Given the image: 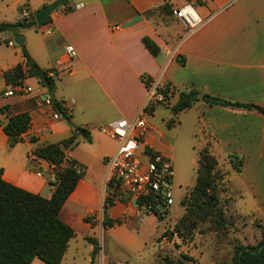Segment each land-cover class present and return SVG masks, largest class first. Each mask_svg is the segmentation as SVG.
<instances>
[{"label": "crops", "instance_id": "crops-1", "mask_svg": "<svg viewBox=\"0 0 264 264\" xmlns=\"http://www.w3.org/2000/svg\"><path fill=\"white\" fill-rule=\"evenodd\" d=\"M51 1L0 0V21L20 19L23 12L19 8L24 4L30 13ZM187 1L70 0L55 9L51 19L40 28L21 29L22 44L32 58L44 70L57 73L52 91L37 76H27L23 83L32 86V90L5 94L9 85L4 71L25 62V57L22 44L14 41L15 35L0 31L3 35L0 37V169L4 179L50 197L55 167L34 153L31 156L36 145L31 138H37L38 142H58L78 132V127L87 132L86 137L78 132V144L66 149L67 156L83 166V175L60 213L75 229L63 259L76 235L95 238L102 247L111 229L125 223L137 224L144 215L134 202L115 199L108 208V216L123 221L104 225L105 162L118 142L98 128L118 118H133L138 113L146 96L142 75L160 78L165 85H171L177 99L181 89L199 90L202 98L189 109H194L199 117V125L203 126L201 134L210 135L215 155L236 152L244 156L242 173L248 163H253V158H258V162L264 158V113L255 108L264 107V0H203L202 3L191 0L194 6L199 4L197 10L205 22L189 35L182 20L173 13L174 8ZM77 3L81 5L66 9ZM165 4L167 7H163ZM148 10L152 11L147 13ZM8 12L12 15L10 21L5 19ZM144 36L160 46L159 57L146 48ZM69 44L77 51L74 58L67 52ZM51 92H54L53 100L65 107L66 114L62 113L60 118H53L44 104ZM204 94L251 106L209 104L203 99ZM19 112L30 114L31 125L22 134V140L10 147L1 120ZM151 123L153 127L144 136L141 147L168 155L175 150L176 138L162 126ZM172 125L174 122L171 125L167 122L168 127ZM254 166L255 176L263 181L264 165ZM234 189L238 192L235 184ZM254 195L264 205V189ZM95 256L97 264L115 261L105 250L102 253L101 248Z\"/></svg>", "mask_w": 264, "mask_h": 264}, {"label": "trees", "instance_id": "trees-1", "mask_svg": "<svg viewBox=\"0 0 264 264\" xmlns=\"http://www.w3.org/2000/svg\"><path fill=\"white\" fill-rule=\"evenodd\" d=\"M69 1H65L62 5H66ZM197 1L203 2V0ZM163 7H167V4ZM19 9L20 12H24L28 6L24 4ZM66 9L69 10L70 7ZM151 11L148 10L147 13ZM50 19L51 16L44 23ZM28 27H41L34 18V12L28 13V16H22L15 22L0 21V31H10L14 35L21 29ZM142 41L152 55L159 57L161 48L151 37L144 36ZM21 46L25 62H19L4 71V78L8 85L21 84L27 76H37L39 72L44 70L32 58L25 44ZM44 71L50 81L48 89L52 91L55 87V80L49 76L48 70ZM142 78L146 81L151 77L144 74ZM163 90L169 102L176 90L169 84L165 85ZM199 93V90L195 89L179 90L178 99L171 106L176 117L180 111L191 107L199 100ZM203 99L209 104L251 106L247 103L231 101L211 94H204ZM54 102L56 108L61 113L66 114L62 103L55 99ZM173 122L174 120L169 121L168 124L171 125ZM1 123L8 135L9 146L12 147L22 140V134L30 127L31 116L28 112L10 114L2 119ZM78 135L79 133L75 131L71 136L58 142H38L37 138H31L32 142L36 144L32 150L33 153L37 157L54 164L55 167L57 178L51 181L54 190L50 197H44L39 193L31 192L8 182L3 177V170L0 169V264H31L35 257L40 258L45 264H61L70 240L75 236V229L62 219L60 213L70 193L83 175V166L66 154V149L78 144ZM206 136L210 137L208 134ZM147 149L151 150L149 147ZM228 160L233 169L237 172L242 171L245 162L244 156L232 152L228 155ZM197 161L198 168L194 188L181 200L182 204L185 201L192 203L176 224V228L180 231L182 228L190 231L189 225L196 223L192 216H198L200 212L203 213L204 219L213 214L223 217V211L218 206L220 191L217 182V179L222 177L223 172L209 142H206L199 149ZM113 203V196L108 195L104 204L105 219L103 223L105 226L121 224L123 221L121 218L113 219L108 216V208ZM158 216L163 217V215ZM196 218L198 219V217ZM87 239L94 244L92 253L94 257L97 253L96 239L92 237H87ZM230 264H264V232L254 244L237 245Z\"/></svg>", "mask_w": 264, "mask_h": 264}, {"label": "rangeland", "instance_id": "rangeland-1", "mask_svg": "<svg viewBox=\"0 0 264 264\" xmlns=\"http://www.w3.org/2000/svg\"><path fill=\"white\" fill-rule=\"evenodd\" d=\"M197 6L199 4H195ZM11 17L8 12L5 19L10 21ZM176 101L177 95L171 96L167 104L159 105L153 115H149L151 121L176 138L175 150L168 154L174 164L175 201L163 217L142 210L144 215L136 221L137 224L115 226L105 235L103 251L112 259L126 264H230L237 245L254 244L264 232V205L254 195L264 189V180L259 181L253 171L255 164L264 165V158L259 162L258 158H253V163H248L246 170L240 173L233 169L227 154H217L223 172L217 179L220 191L218 206L223 217L213 214L204 219L200 212L198 216H192L196 223L189 225L190 231L184 228L180 231L176 224L192 203L185 201L182 204L181 200L194 188L199 149L209 142L212 150L214 143L210 137L201 134L203 126L199 125L194 109L180 111L177 120L171 109ZM172 120L174 125L168 127L167 122ZM96 243L98 252L101 245L97 240ZM93 249L94 244L90 240L76 235L61 264H97L98 257L95 256L93 261ZM34 264L45 263L39 258Z\"/></svg>", "mask_w": 264, "mask_h": 264}, {"label": "built area", "instance_id": "built-area-1", "mask_svg": "<svg viewBox=\"0 0 264 264\" xmlns=\"http://www.w3.org/2000/svg\"><path fill=\"white\" fill-rule=\"evenodd\" d=\"M80 5L81 3L71 4L69 7L73 9ZM173 13L184 23L186 35L194 33L205 22L190 1L174 8ZM23 16H28L26 10H24ZM66 49L70 58L77 56L73 45H67ZM48 74L52 78L57 76L54 70H50ZM145 83L146 96L143 106L133 118H118L98 126L101 132L115 138L118 142L116 150L105 162L106 197L110 195L114 200H130L136 203L140 211L166 215L175 201L173 161L169 155L161 151L148 150L147 147L141 146L144 136L153 127L149 119L151 110L158 104H166L168 100L163 90L165 84L160 78L151 77ZM30 90H32V86L21 83L9 85L5 94L11 95L15 92ZM44 104L50 108L53 118L61 117L62 113L56 108L51 96L45 98ZM31 156H33V152H31ZM51 178L52 181L56 180L55 171ZM91 216L93 217V215ZM100 248L103 253V248ZM101 264L126 263L115 260Z\"/></svg>", "mask_w": 264, "mask_h": 264}, {"label": "water", "instance_id": "water-1", "mask_svg": "<svg viewBox=\"0 0 264 264\" xmlns=\"http://www.w3.org/2000/svg\"><path fill=\"white\" fill-rule=\"evenodd\" d=\"M65 1L67 0H52L51 2L43 5L42 7L38 8L37 10L34 11V18L37 22L38 25H42L44 24V22L48 19V17L51 15V13L57 9L59 6H61ZM14 41L17 44H22L24 43V35L21 32H18L15 34L14 36ZM38 79L43 82L44 85L49 86L50 85V81L45 73V71H41L39 72V74L37 75ZM50 96L52 98H54V92L50 93ZM199 98H202V94H198ZM255 108L264 113V107L262 106H255ZM78 132L86 137L87 136V132L86 129L83 127H78L77 128Z\"/></svg>", "mask_w": 264, "mask_h": 264}]
</instances>
